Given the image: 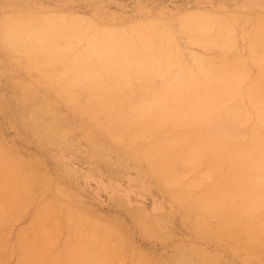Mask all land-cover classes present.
Listing matches in <instances>:
<instances>
[{
    "label": "rangeland",
    "instance_id": "obj_1",
    "mask_svg": "<svg viewBox=\"0 0 264 264\" xmlns=\"http://www.w3.org/2000/svg\"><path fill=\"white\" fill-rule=\"evenodd\" d=\"M103 36L125 76L92 72ZM263 59L264 0H0V264H264V206L211 144L264 167Z\"/></svg>",
    "mask_w": 264,
    "mask_h": 264
},
{
    "label": "bare ground",
    "instance_id": "obj_2",
    "mask_svg": "<svg viewBox=\"0 0 264 264\" xmlns=\"http://www.w3.org/2000/svg\"><path fill=\"white\" fill-rule=\"evenodd\" d=\"M50 17V16H49ZM7 19V18H6ZM204 19V18H203ZM64 20H65V18H64ZM180 21V20H179ZM5 22V21H4ZM3 23V22H2ZM1 23V24H2ZM6 23V22H5ZM68 23V22H67ZM179 23V22H178ZM214 24V23H213ZM170 25V24H169ZM215 25V24H214ZM27 26V25H26ZM58 26V25H57ZM69 26V25H68ZM65 27V26H64ZM67 27V26H66ZM65 27V28H66ZM99 27H101V26H99ZM160 26H156V25H154V26H152V30H153V32H152V34H150V35H146V36H144V39H143V41L144 42H151V39H152V37H155V38H157V41H158V43H159V47H160V52H161V54H162V56L163 57H166L167 56V53H168V47H169V40H168V38H166V37H164V36H162V34H161V30H160V28H159ZM201 26H197V30H199V28H200ZM216 27V26H215ZM69 28H71V29H73V30H75V28L74 27H69ZM127 28V27H126ZM125 28V29H126ZM138 28V27H137ZM95 29V28H94ZM25 29H24V26H22V24L21 23H17L16 25H14V23H13V26L12 25H10V31L11 32H13V33H19V32H21V31H24ZM41 30V29H40ZM103 30V29H102ZM183 30V29H182ZM206 30V29H205ZM214 30V29H213ZM55 31V30H54ZM60 31V30H59ZM62 31V30H61ZM64 31V30H63ZM68 31V30H67ZM221 31V30H220ZM222 31H224V30H222ZM9 32V31H8ZM10 32V33H11ZM57 32V31H56ZM106 32V31H105ZM135 32V31H134ZM5 32L3 31V34H4ZM25 33V35L27 34L26 32H24ZM73 33H75L74 31H73ZM127 33V32H126ZM128 33H130V32H128ZM22 34H23V32H22ZM29 34V33H28ZM32 35H33V32L31 33ZM35 34V33H34ZM45 34V33H44ZM106 34V33H105ZM32 35H31V37H32ZM194 35V34H193ZM199 35V34H198ZM9 36V35H8ZM17 36V35H16ZM18 36H19V34H18ZM24 36V35H23ZM36 36V35H35ZM42 36V35H41ZM55 36V35H54ZM9 37H11V36H9ZM44 37H46V36H44ZM8 38V37H7ZM6 38V39H7ZM24 39H26L27 38V36H26V38L25 37H23ZM33 38V37H32ZM31 38V39H32ZM111 37L110 36H103L99 41H97V42H94L93 44H90V49H89V52L88 53H93V56H95V60H93V64H92V72L94 71V70H96V71H104V70H111V69H113V67L114 66H112L113 64H116L117 66H119V68H120V70L122 71V73H123V76H125V73L124 72H126V66L128 65V62H129V57H126V56H119L120 58H118V57H116V54H115V52L118 50V51H120L121 50V48H122V46L120 45V44H118L117 42H114L112 39H110ZM28 39H30V38H28ZM94 39V38H93ZM134 39V38H133ZM186 39V38H185ZM45 40V39H44ZM24 41H26V40H24ZM24 41L22 42L23 44H24ZM47 41V40H46ZM58 41V40H57ZM197 41V40H196ZM17 42V41H16ZM27 42H29V40L27 41ZM59 42V41H58ZM63 42V41H62ZM201 42V41H200ZM6 43V42H5ZM21 43V44H22ZM78 43V42H77ZM190 43V42H189ZM9 44V43H8ZM20 44V43H19ZM33 44V43H32ZM43 44V43H42ZM7 45V44H6ZM30 45V44H29ZM47 45V44H46ZM46 45H45V47H41L40 48V52L41 53H43L42 55H44V54H46L50 59V61L51 60H53V59H51V58H53V56L55 55V54H57L58 53V50L54 47V46H48V47H46ZM215 45V44H214ZM10 47V46H9ZM136 47H137V45H136ZM16 48V47H15ZM20 48V47H19ZM26 48V47H25ZM38 48V47H37ZM71 48V47H70ZM13 49V48H12ZM17 49V48H16ZM126 49V48H125ZM139 50H140V48H139ZM83 51V50H82ZM29 53V52H28ZM27 53V54H28ZM32 53V52H31ZM81 55V54H80ZM253 55V54H252ZM56 56V55H55ZM61 56V55H60ZM59 56V57H60ZM47 57V58H48ZM109 58H111V59H109ZM39 59V58H38ZM59 59H61V58H59ZM40 60V59H39ZM46 60V59H45ZM264 60V59H263ZM35 61V60H34ZM63 62V61H62ZM87 63H88V61H86ZM103 62V63H102ZM259 62V61H258ZM36 63V62H35ZM64 63V62H63ZM62 63V64H63ZM76 64H77V62H76ZM162 64V63H161ZM33 65V64H32ZM55 65H57V63L55 64ZM54 65V66H55ZM78 65V64H77ZM81 65V67H84L85 69H84V72H86V74L87 75H90V73H88V69L89 68H86V64H85V62H81V63H79V66ZM52 66V65H51ZM140 66V65H139ZM40 67V66H39ZM43 67V66H42ZM35 69H36V67H35ZM37 69H40V68H37ZM75 70V69H74ZM117 71V70H116ZM200 71V70H199ZM200 73V72H199ZM85 74V75H86ZM96 74V73H95ZM203 74V73H202ZM204 75V74H203ZM228 74H226V76H227ZM82 76V75H81ZM218 78V77H217ZM229 78V80H231L230 79V77H227V79ZM88 79V78H87ZM201 79V78H200ZM226 79V77L225 76H221V78H220V81L221 82H225L226 84H227V82H228V80ZM188 80V79H187ZM204 80V79H203ZM263 80H264V78H263ZM205 84H206V82H205ZM230 84V83H229ZM93 85H94V83H93ZM190 85V84H189ZM208 86V85H207ZM206 86V87H207ZM221 86V85H220ZM66 87V86H65ZM223 87H225V85L223 86ZM232 87V86H231ZM63 88V87H62ZM113 88V87H112ZM196 88V87H195ZM229 88V87H228ZM199 89V88H198ZM211 89V88H210ZM196 90H197V88H196ZM109 91V90H108ZM111 91V90H110ZM195 91V90H194ZM210 91V90H209ZM213 92H214V90H212ZM226 91V90H225ZM106 92V91H105ZM95 93V92H94ZM111 93V92H110ZM208 93H210V92H208ZM207 93V94H208ZM215 93V92H214ZM219 93H220V91H219ZM224 93V92H223ZM225 93H227V92H225ZM201 94V93H200ZM205 94V92L203 93V95ZM76 95V94H75ZM212 95V94H211ZM72 96V95H71ZM192 96V95H191ZM200 96V95H199ZM213 96V95H212ZM87 97V96H86ZM91 97V96H90ZM205 97V96H204ZM203 97V98H204ZM108 98V97H107ZM201 98H202V96H201ZM118 99V98H117ZM212 97H210L209 99H208V103H210L211 104V101H212ZM217 99V98H216ZM76 100V99H75ZM80 100V99H79ZM83 100V99H82ZM99 100V99H98ZM213 100H215V99H213ZM71 102V101H70ZM75 102V101H74ZM101 102V101H100ZM172 102V101H171ZM72 103V102H71ZM195 103H196V101H195ZM198 103V102H197ZM119 104H121V103H119ZM163 104V103H162ZM133 105V104H132ZM135 105V104H134ZM197 105V104H196ZM204 105V104H203ZM117 106H119V105H117ZM117 106H115V107H117ZM227 106V105H226ZM254 106H255V104H254ZM133 107V106H132ZM135 107V106H134ZM162 108V107H161ZM199 108V107H198ZM222 108H223V106H222ZM91 108H89V110H90ZM128 109V108H127ZM137 109V108H136ZM88 110V111H89ZM94 110V109H93ZM101 110V109H100ZM103 110V109H102ZM118 110V109H117ZM133 110V109H132ZM162 110H163V108H162ZM221 110V109H220ZM86 111V110H85ZM154 111V110H153ZM199 111V110H198ZM78 112V111H77ZM123 112V111H122ZM261 112V111H260ZM138 113V112H137ZM230 113V112H229ZM134 114H136V113H134ZM142 114V113H141ZM155 114V113H154ZM116 115V114H115ZM144 115V114H143ZM156 115V114H155ZM198 116H199V114H197ZM234 115V114H233ZM130 116V115H129ZM118 117H119V115H118ZM126 117H128V116H126ZM161 117V116H160ZM145 118H147V117H145ZM149 118V117H148ZM191 118V117H190ZM194 118V117H193ZM116 119V118H115ZM124 119V118H123ZM130 119V118H129ZM121 120V119H120ZM139 120V119H138ZM110 121V120H109ZM112 121H113V119H112ZM115 121V120H114ZM136 121V120H135ZM153 121V120H152ZM120 122V121H119ZM127 122H129V121H127ZM211 122V121H210ZM106 123V122H105ZM131 123V122H130ZM228 123V122H227ZM151 124V123H150ZM108 125V124H107ZM133 125V124H132ZM144 125V124H143ZM143 125H142V129L141 130H143ZM105 126V125H104ZM139 126V125H138ZM234 125H232L231 127H233ZM135 127V126H134ZM145 127H146V125H145ZM145 127H144V129H145ZM133 128V127H132ZM230 128V127H229ZM137 129H139V128H137ZM156 130V129H155ZM106 131H107V129H106ZM137 131H139V130H137ZM136 131V132H137ZM147 131V130H146ZM109 132V131H108ZM155 133V132H154ZM130 135V134H129ZM206 135V134H205ZM132 136V135H131ZM253 136V135H252ZM212 137V136H211ZM229 137H231L230 135H229ZM259 137V136H258ZM200 138V137H199ZM205 138V137H204ZM234 138H235V136H234ZM175 139V138H174ZM253 139V138H252ZM143 140V139H142ZM166 140V139H165ZM193 140V139H192ZM199 140V139H198ZM221 140H223V139H221ZM228 140V139H227ZM186 141V140H185ZM188 142V141H187ZM253 142V141H252ZM170 143V142H169ZM229 143H231V142H229ZM146 144V143H145ZM183 144V143H182ZM211 144H212V146H214L215 147V150H214V153H215V157H223L224 155H225V157H228L229 156V158H230V160H231V162H232V164L233 165H235V170H236V175H234L235 176V187L236 188H238V189H240L242 192H244V195H242L241 197H239L238 198V201H237V203H238V205L240 206V208H262L263 206H264V178H262V177H260V175H259V173H260V169H262V168H264V167H262V165L261 166H258L256 163V158H255V156L251 153V152H246V151H248V150H246L245 152H240V150H239V153H238V156H233L232 155V153H231V151H230V149L229 150H227L226 149V151L224 150V147H225V145L227 146L228 144H226V142L225 143H223L222 141L221 142H218L217 141V139H215V138H213L212 140H211ZM255 144H256V141H255ZM163 145V144H162ZM161 145V146H162ZM142 146H143V144H142ZM169 146V145H168ZM224 146V147H223ZM158 147V146H157ZM228 147V146H227ZM235 147V146H234ZM260 147V146H259ZM137 148V147H136ZM141 149V148H140ZM211 149V148H210ZM241 149V148H240ZM249 149V148H248ZM258 148H256V150H257ZM264 149V148H263ZM157 150V149H156ZM165 150V149H164ZM196 150V149H195ZM204 150H205V148H204ZM259 150V149H258ZM257 150V151H258ZM161 151H162V149H161ZM181 151V150H180ZM199 151V150H198ZM209 150H207V153L209 154V152H208ZM234 151H235V149H234ZM252 151H254V150H252ZM158 152V151H157ZM171 152V151H170ZM169 152V153H170ZM182 152V151H181ZM206 152V151H205ZM236 152V151H235ZM260 152H261V150H260ZM263 152H264V150H263ZM147 153H149V150H148V152ZM194 153V152H193ZM192 153V154H193ZM228 153V154H227ZM254 153V152H253ZM258 155H256V156H258L259 157V152H256ZM138 154V153H137ZM136 154V155H137ZM157 154V153H156ZM179 154V153H178ZM196 154V153H195ZM208 154H206V156L208 155ZM154 155V154H153ZM185 155H187V154H185ZM237 155V154H236ZM148 156V155H147ZM168 156V155H167ZM172 156V155H171ZM144 157V156H143ZM194 157V156H193ZM192 157V158H193ZM208 157V156H207ZM207 157H205V158H207ZM242 157H244V158H242ZM147 158V157H146ZM185 158V157H184ZM166 159V158H165ZM167 160V159H166ZM175 160H177V159H175ZM149 161V160H148ZM169 161H171V160H169ZM149 162H151V161H149ZM163 162V161H162ZM162 162H160V166L164 163H162ZM180 162V161H179ZM178 162V163H179ZM224 162H226V164L225 163H223V164H225V165H227V160L225 159V161ZM154 163V162H153ZM185 163V162H184ZM180 164V163H179ZM216 164V163H215ZM260 164V163H259ZM165 165V164H164ZM167 165H168V163H167ZM157 166V165H156ZM217 166V165H216ZM215 166V167H216ZM224 166V165H223ZM217 169H218V167H216ZM13 169V168H12ZM178 169V168H177ZM12 171V173H13V170H11ZM154 171V170H153ZM263 171V170H262ZM11 173V172H10ZM22 173V172H21ZM29 173L31 174V172L29 171ZM17 174V173H16ZM264 174V173H263ZM15 176V175H14ZM13 176V177H14ZM24 176H25V173H24ZM31 176V175H30ZM164 176H166V175H164ZM163 176V177H164ZM175 176V175H174ZM15 178V177H14ZM165 178V177H164ZM26 179H28V178H26ZM24 180L25 182L27 181V180ZM167 179V178H166ZM10 180V179H9ZM169 180V179H168ZM228 181V180H227ZM16 182V178L14 179V183ZM21 182V181H20ZM166 182V181H165ZM165 182H163V183H165ZM226 182V181H225ZM232 182V181H231ZM27 183V182H26ZM26 183H24V185L26 184ZM219 183H220V181H219ZM13 185V184H12ZM166 185V184H165ZM194 185H195V183H194ZM223 185V184H222ZM26 186H28V185H26ZM216 186H217V184H216ZM227 186V185H226ZM24 188V187H23ZM217 188V187H216ZM230 188V187H229ZM228 188V189H229ZM235 188V189H236ZM25 189H27L26 187H25ZM168 189V188H167ZM225 190V189H224ZM227 190V189H226ZM188 191V190H187ZM236 191V190H235ZM234 191V192H235ZM223 194V193H222ZM211 196L213 195V194H210ZM224 195H226V194H224ZM233 197V196H232ZM201 198H203V197H201ZM218 198H220V197H218ZM209 199H210V196L209 197H205V198H203V199H201V201H203V203H204V201L207 203L208 201H209ZM215 199V198H214ZM224 199V198H223ZM190 201H192V200H190ZM177 202V201H176ZM185 203V202H184ZM220 203V202H219ZM233 203H235V202H233ZM178 204V203H177ZM211 204V203H210ZM188 205V204H187ZM262 205V206H261ZM201 206H203V205H201ZM208 205H206V206H203L202 208H210V207H207ZM213 206V205H212ZM188 207V206H187ZM184 208H185V206H184ZM230 208H231V206H230ZM264 208V207H263ZM231 210H234V209H231ZM209 211V210H208ZM238 211V210H237ZM255 211V210H254ZM253 211V212H254ZM259 211V210H258ZM257 211V212H258ZM248 213V212H247ZM247 213H246V216H247ZM255 213V212H254ZM251 214V213H250ZM202 215V214H201ZM200 215V216H201ZM244 215V214H243ZM239 217H241L240 215H239ZM198 219V218H197ZM196 220V219H195ZM260 220V219H259ZM262 221V220H261ZM264 221V220H263ZM262 221V222H263ZM258 223V222H257ZM255 224V223H254ZM234 225V224H233ZM225 227V226H224ZM227 227V226H226ZM235 227V226H234ZM245 227V226H244ZM260 227V226H259ZM233 228V227H232ZM262 229V228H261ZM263 229H264V227H263ZM233 230V229H232ZM255 231H258V230H255ZM252 244V243H251ZM248 248H250V247H248ZM24 256H25V254H24Z\"/></svg>",
    "mask_w": 264,
    "mask_h": 264
}]
</instances>
